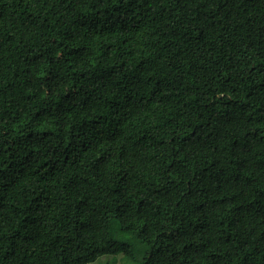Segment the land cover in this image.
<instances>
[{
  "label": "trees",
  "instance_id": "trees-1",
  "mask_svg": "<svg viewBox=\"0 0 264 264\" xmlns=\"http://www.w3.org/2000/svg\"><path fill=\"white\" fill-rule=\"evenodd\" d=\"M119 256L264 264V0H0V264Z\"/></svg>",
  "mask_w": 264,
  "mask_h": 264
},
{
  "label": "rangeland",
  "instance_id": "rangeland-1",
  "mask_svg": "<svg viewBox=\"0 0 264 264\" xmlns=\"http://www.w3.org/2000/svg\"><path fill=\"white\" fill-rule=\"evenodd\" d=\"M106 262L108 263V261ZM111 264H114V263H111ZM115 264H133V263L129 259H127L125 256H119Z\"/></svg>",
  "mask_w": 264,
  "mask_h": 264
}]
</instances>
